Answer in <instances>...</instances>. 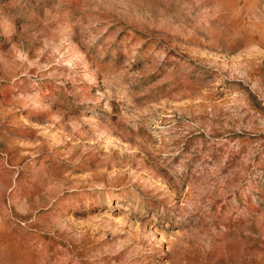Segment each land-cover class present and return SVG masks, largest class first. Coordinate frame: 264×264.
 I'll use <instances>...</instances> for the list:
<instances>
[{
  "label": "rangeland",
  "instance_id": "1",
  "mask_svg": "<svg viewBox=\"0 0 264 264\" xmlns=\"http://www.w3.org/2000/svg\"><path fill=\"white\" fill-rule=\"evenodd\" d=\"M0 264H264V0H0Z\"/></svg>",
  "mask_w": 264,
  "mask_h": 264
}]
</instances>
